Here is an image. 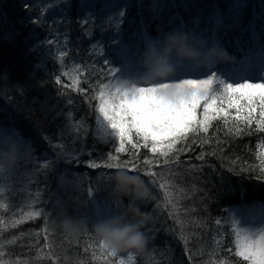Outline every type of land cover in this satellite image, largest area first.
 <instances>
[{"label":"trees","instance_id":"obj_1","mask_svg":"<svg viewBox=\"0 0 264 264\" xmlns=\"http://www.w3.org/2000/svg\"><path fill=\"white\" fill-rule=\"evenodd\" d=\"M242 2L237 12V0H0V130L16 132L15 144L30 149L0 160V264H65V256L70 264H250L236 254L232 217L264 200L258 101L251 121L223 103L226 114L207 131L190 130L166 155L167 141L152 152V142L145 148L135 135L139 147L125 143L128 151L116 153L117 135L98 127L99 86L124 75L152 83L143 79L146 55L152 48L163 56L170 37L198 53L181 57L172 46L169 61L182 66L173 72L180 78L204 61L218 77L264 57V0ZM129 161L150 190L146 200L117 190L118 169L105 167ZM130 205L150 215L143 228L149 244L131 260L129 252L110 257L91 224ZM65 215L87 221L89 230L53 231L52 218Z\"/></svg>","mask_w":264,"mask_h":264},{"label":"snow or ice","instance_id":"obj_2","mask_svg":"<svg viewBox=\"0 0 264 264\" xmlns=\"http://www.w3.org/2000/svg\"><path fill=\"white\" fill-rule=\"evenodd\" d=\"M237 12L246 7L242 0H237L233 6ZM119 30V23L116 24ZM90 35V33H88ZM52 46L53 41L50 39ZM98 47V45H93ZM65 53L60 52L63 57ZM116 72V69H111ZM206 79H182L180 77L152 83V86L138 87L136 83L129 82L123 78L116 85L101 84L98 95V110L109 126L115 130L119 139V147L116 153L128 151L125 143L131 144L133 148L140 145L132 143L135 135L148 147V141L152 142V152L157 151V144L167 141V151H171L173 145L191 130L197 127L208 130L209 122L220 114H226L227 109L221 107L226 102L227 108H235L237 119L245 121L252 120L253 105L259 102L261 115L264 116V83L248 82L253 79L264 81V57L261 58L259 66L251 64L247 59L235 64L228 74V78L239 77L244 82L228 83L227 80L218 78L211 70L201 72ZM65 75H68L65 73ZM178 81V82H176ZM56 83H60V77H56ZM77 81L73 79V85ZM215 86V88H214ZM255 90H259L258 92ZM203 107V120H197V108ZM247 109V115L241 117L240 113ZM211 110V114H210ZM264 129V119L259 121ZM111 161L117 157L110 156ZM91 167H98L92 163ZM107 168L122 169L130 174L139 175L137 166L133 161L127 164L108 163ZM40 216V212L35 213ZM99 246L106 251V255L116 257L117 253L107 250L101 241ZM237 255L243 257L250 264H264V234L259 239L245 236L241 242L237 238ZM129 259L132 254L129 252ZM106 264H114V261H106ZM120 264H124L121 260Z\"/></svg>","mask_w":264,"mask_h":264},{"label":"clouds","instance_id":"obj_3","mask_svg":"<svg viewBox=\"0 0 264 264\" xmlns=\"http://www.w3.org/2000/svg\"><path fill=\"white\" fill-rule=\"evenodd\" d=\"M183 38H169V46L164 49V55L160 56L152 48H149L144 61L146 73L145 80L162 79L174 72V66L169 61V53L172 46L178 45L177 54L181 57H196L198 53L185 46ZM223 57L225 51L216 53ZM125 170H117L112 179L115 188L125 196L135 200H146L150 196V190L144 179L134 174H125ZM150 215L141 210L139 206H129L121 215L103 220H97L91 224V232L98 241H101L107 250L117 254L122 252L143 253L149 244V238L143 231L148 223ZM50 227L53 231H62L68 236L78 235L81 231L89 230L88 222L83 219H74L68 216L52 218ZM72 258L65 256V264H70Z\"/></svg>","mask_w":264,"mask_h":264},{"label":"rangeland","instance_id":"obj_4","mask_svg":"<svg viewBox=\"0 0 264 264\" xmlns=\"http://www.w3.org/2000/svg\"><path fill=\"white\" fill-rule=\"evenodd\" d=\"M259 59L255 58L251 64L253 65H258ZM174 69H181V67L179 66L180 64L178 63V61H174L172 62ZM211 65L212 63L208 62V61H204V63H202L201 66H197V65H193L195 68H193L190 71H187V69H185L184 72H186L187 74H189V77H181L182 79H206V75L201 74V72H207L209 70H211ZM210 68V69H209ZM215 68L217 69V67L214 66L213 70H211L212 72H215ZM218 70V69H217ZM144 72H146V70H144ZM178 73L174 74L171 73L169 76H167L166 78H162L159 80H150L153 81L152 83L155 82H162L165 80H170V79H174L178 77ZM126 76L128 75H124L123 79L129 82H133L136 83L138 87H148V86H152V83H143L142 85H140L138 83V79L132 80L126 78ZM218 78H222L227 80L228 83H239V82H244L243 80H241L240 78H235V79H229L227 78V76H223L218 75ZM121 79H117L116 81L112 80V83H114L115 85L117 84L118 81H120ZM178 82V81H176ZM248 82H252V83H264V81H261L259 79H253L250 80ZM256 91V90H255ZM200 114H203V107L200 106L197 108V118H200L199 116ZM98 127H100L102 130H107L109 132H112L114 134H116L115 130L112 129L109 124L107 123L106 120H104V118L102 117V115L100 116V119L98 121ZM2 132L6 133V131L0 130V136H2V144H0V160H4L7 158H14V157H20L23 156L25 153H28L30 151L29 148H23L22 146L24 145V142H20L19 144H15L16 143V136L17 133L16 132H12L11 134H3ZM240 223V221H239ZM264 234V219H248L247 221H244V223H242L241 226V239L243 241V238L245 236H248L249 238H255V239H259V236Z\"/></svg>","mask_w":264,"mask_h":264}]
</instances>
